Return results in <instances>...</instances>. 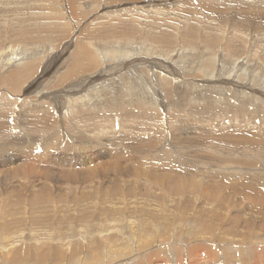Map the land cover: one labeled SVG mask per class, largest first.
I'll return each instance as SVG.
<instances>
[{"label":"bare ground","instance_id":"1","mask_svg":"<svg viewBox=\"0 0 264 264\" xmlns=\"http://www.w3.org/2000/svg\"><path fill=\"white\" fill-rule=\"evenodd\" d=\"M3 1H4L3 3L6 4L5 0ZM170 1H171L170 3H172L173 5L176 4L178 6H182V8L186 6H190L191 8L192 6L191 9H188L189 7L184 9V11H186V13L189 14V16L186 13L184 14L186 17L182 14L181 7L179 9L177 7L174 9H169V8L163 9V8L153 7L150 5V3L143 4V5L135 4V6L134 5L132 6L130 4L129 5L130 8L126 5L127 8H129V10H127L126 7L121 10L126 12V15L128 16L131 12L134 14H137L140 18V21L136 23L137 24L136 27L139 26L138 29L142 30V34L145 35V37L151 40H155L156 42L158 40H161L163 41L161 43H164L166 45V43L168 42L167 38L169 37L167 33H171L170 32L171 29L172 30L174 29L173 31L178 32L179 29L174 27L176 25L177 27L183 29V31H181L182 29L180 30V32L182 33L180 34L179 32L176 38L179 36H183L184 38L179 37L180 40L181 39H184L186 41L189 40V43H194L193 47H195L197 40H200L201 47L196 46L194 50L197 49L195 51L196 56L200 57L201 59L203 58L202 59L203 62L201 65H199L196 68L190 67L189 70H185L184 62L179 61V60L177 61L173 60L172 56L173 55L177 56L178 47L176 48V45L175 47L173 45L174 49L171 50V51H174L175 54L174 53L168 54L169 52L168 53L166 52V56H165L164 50H162L161 48L160 50H162V52L159 49H158L159 51L157 52L154 50V53L156 56L155 55L154 57L152 56L153 59H149V58L144 59L138 55L137 52L139 51H136V48H138V45L136 43L128 47V44L130 41L129 39L123 38L124 41H121L122 39L117 38L119 34H123V33L118 32L116 34V37H114L115 34L112 33L111 31L112 30L118 31L117 28H119V26L116 27L115 25L113 26L112 25L111 26L102 25L100 22H97V24L93 23L94 25L90 26V29L92 28L94 31L96 30V32L102 33V35L106 34L104 35V37L100 34L101 35V37L99 36L100 39H98L99 37H97L98 36L97 35L96 36L97 39L95 41H98V42H95L94 40L91 41L89 39L88 42L80 40L77 42L74 41L76 42L74 43L72 42V38H71L66 43L65 47H70L71 45L75 44L74 46L75 49L73 52L74 55L72 58L74 60L72 61L73 63L70 62L71 66H68L67 69L62 71L63 72L62 76L61 77L59 76L60 81L62 80L67 81V82L70 81L64 88L61 87L62 90L60 91V93L61 95L66 96V100H68L70 103H76L78 105L72 112L69 120H76L80 112L82 111V109H84L83 114L85 115L86 118H88L87 121L83 122L84 136L78 137V139L80 140V145L76 146V149L80 150V149H86L89 147L91 148V150L88 153L84 155L81 154V156L83 157V164H85L86 167L88 163H91V161L95 160V156L98 157L97 155L106 157L107 159L108 158L112 159L111 163L117 167L119 165L120 167L121 165L119 163L123 162L124 164V162L130 159L134 153L135 155L133 157L137 156L138 159L135 162V164L137 165L134 166V164H132L135 169L131 166V168H133L132 170L133 172L130 171V173L132 174L131 175L129 174V175L133 177L132 180L140 181L142 179H146V181H150V182L152 181L151 184L158 186L160 189H164V190L167 189L171 191L173 194L179 195V196H183V195L185 196L186 194H190V193H193L196 197L198 196L197 200L200 201L201 203L198 204L197 206L199 209L198 210L199 216L197 215L196 217L198 220H200V227L203 228L202 231L200 232L197 231V234H196L197 240L199 243L195 245L193 242L192 245L194 244V246H192L191 248H188V247L184 248L183 246H181V248L179 247L180 248L179 254L180 255L185 254L187 255V257H190L192 264L196 263L194 259H192L194 257L197 258L196 256H199V260L202 263L205 261L207 262L210 261L213 263L215 262V264H218V262L219 263L222 262L223 264H264V255L257 253L256 250L254 249V248H257L258 244L262 245L264 242V237H263L264 235V208L263 207L264 206L262 207V205H264V194H262L261 188L258 187L259 185L264 184V176L262 178L263 184H254V183L240 184L242 186L241 189L245 187L250 192L260 193V197L257 200V198L253 197V194H251L250 192H244L242 190V193L244 192L242 197L244 199L245 198L253 199L252 200L253 203L250 204L247 209L245 207V210H248V212L247 211H244L242 213L240 212L241 214L228 213L230 210L235 211V209H232L233 207L231 206L233 201L231 203L229 201L227 202V204L223 207L222 213L220 211H217V209L222 204V202L219 200V196H221V193L220 195H215L214 191H217L218 189H220L221 186L227 188V186L229 187V185L225 182H223L224 184L222 185V182H217L215 178L211 177L212 175L220 176L223 174L226 176L230 175L231 177L235 179H240L242 176L241 174L238 173V171H240L241 168L246 170L249 167L244 168V166L256 163V161L254 163V161L248 160V158H246L247 156L244 153H241L240 151L245 152L247 150H252V151L258 150L260 154H264L263 151L259 150L260 148L264 149V80L256 76V71H255L256 69L264 68V0H186V3L188 4L180 3L182 0H170ZM7 2H9V0ZM114 4H115L114 2L113 4L111 3V5L109 3L110 5L109 7H111ZM0 5H1V2H0ZM105 6H106V3H105ZM99 9H101V6ZM108 10L110 11V9ZM106 15L105 17L108 16ZM109 15L112 16L114 14H109ZM150 15H153L155 19L158 18L157 23H155L156 21L154 22L153 20L148 19ZM102 16H104V14ZM102 16L100 15V17ZM96 17L99 19L98 16ZM88 25H90V22L88 23ZM170 25H172V28L170 27ZM88 31L90 32L91 30H88ZM126 31H129V28ZM82 34H85V33H82ZM126 35L128 36L129 34H126ZM90 38H91V35H90ZM94 38L95 37H93V39ZM61 40L64 41L62 38ZM125 41L126 43H124ZM93 42H95L92 45V47L94 48V51H91L89 49V45H91V43ZM158 44L160 45V43ZM152 45H154V43ZM121 48L125 50L124 53H126L127 57L124 58L125 59L124 61H122L121 63H118L119 65L114 67V69L121 68L120 65L122 67H125L126 65L128 66V64L135 66L136 63H140V64L145 63L148 65L149 69H151L147 71H148V74L151 75L152 82L149 86H147L144 94L142 93V95H138V96L135 95V97H132V98L129 95H131L132 93L133 94L136 93L135 91L129 92L127 90H124L123 88H119V86L112 87L111 89L115 91L114 94L111 95L109 98L107 97V99L103 101L104 103L103 106L106 107V109L108 110V113L100 114V115L91 114L89 110H95V109L97 110L99 106L100 107L102 106L101 104H99L98 106V104L95 103L94 98L92 97L85 98V93L82 94L80 92L86 91V93H90V91H95L99 89V87L101 86V84L98 82L99 77L103 75L105 76L108 74L109 76L112 75L111 72L113 70L111 69L113 68V66L109 67V64L112 62V59L114 58V56H117L118 53L121 52ZM139 49L140 48H138V50ZM182 49L185 50V48H182ZM65 50L64 52H66ZM47 53L45 54L46 56H47ZM24 56L25 55H17L16 52H12L10 55L3 58V62L1 64L2 67L7 68V66L9 65H13L14 70L12 72H6V73H9L11 76H13L11 79V83H13L14 85H11V88L15 87L16 83L21 82L23 78L27 76L28 72L31 71L32 66L31 64H29L30 60H28L29 62L27 61V65H25L24 64L25 59H22ZM59 56L60 54L56 55L55 58L58 59ZM48 59H51V58L49 57ZM120 60L121 59H119V61ZM128 60H131V61L128 62ZM44 61L47 62L46 57ZM216 61H217V64L215 63ZM63 62L61 63L64 64ZM226 62L229 64L228 66L229 68H230V65L232 66V70H230V72H227V73L225 72L226 66L224 67V64ZM21 63L23 64L22 67L20 66ZM48 63H50V60H48ZM101 64H103L105 67L102 69H99L102 67L100 66ZM55 65L57 67L58 64H55ZM65 65H63V67ZM88 65H92V66L89 68L83 69L84 66H88ZM98 66L100 67L97 68ZM47 70H48V67H47ZM44 72L45 71L41 72V76H36L35 81H33L32 83L30 82V84L26 83L25 85H27L28 88L33 86L40 78H42V76L45 77L43 75ZM76 74H78L77 77L75 76ZM17 75L19 76L16 77ZM4 76L0 77V79H3ZM71 78H74V79L72 80ZM212 81H214V83ZM89 86L91 88H89ZM28 88L26 90H28ZM41 94L39 93V95ZM90 94L92 95V93ZM26 105H31V104L26 103ZM5 106L6 105L4 103V99L1 98V94H0V134L3 132H6V133L8 132L9 135H12V137L14 136L13 138L15 137L18 138V139L13 140L12 144L10 145L19 144V141H20L19 135H18L19 130L12 126L13 119L10 118V115L5 114L4 111L1 109L2 107L4 108ZM10 106L12 108L11 110L12 113L15 110H17L18 112L23 111V114L21 117V125H22V130L24 131V135L22 136L24 140L30 139L29 129L32 128L33 130H36V131L40 130L43 126L50 124L48 123L49 119H51V121L54 120L53 110L49 109L50 111L47 112L48 108L46 110H35L34 109L32 110L33 113H32L31 119L32 121L39 120L40 123L32 126L31 125L32 122H30L29 118H28L29 121H26V122L24 119L26 115L25 111H28V108L24 107V105L18 106L17 103L15 102H11ZM20 107H24L26 109L23 110ZM148 109H151L152 111L155 112V118H150L152 115L146 114ZM253 111H256L258 113L256 115L250 114ZM14 114H18V113H14ZM156 118L160 119L159 124L153 123V120ZM119 120H123L126 125H124L123 123L122 124L119 123ZM106 126L110 128H107ZM239 126L243 128H247L251 130L252 132H254L255 134H257V135H245V137L240 138V139L239 137H233V135H231L232 139H237V140H235L233 144H228V143L227 144L231 145L230 147L235 149V153H237V155H239L240 157H243L241 159H230L233 157L232 152L224 151L221 148H218L216 146L218 144V141L214 138H208L206 142H202L201 140V134H205V135L214 134V132H218V131L225 132V131H228L230 128H234V129L240 128ZM142 131H144L143 133L145 134H142ZM3 136H4V139L7 138L5 137L6 136L5 134ZM12 137L10 138L12 139ZM158 137L160 138V142H161V139H163L161 143L158 141ZM0 139H2L1 136H0ZM227 139H230V138H227ZM2 143H5V142H2ZM178 143L180 147L178 146ZM2 147L4 146L2 145ZM6 147L7 146H5L4 149ZM153 147H155V149L158 147L157 150L161 151L162 154L155 155L154 153L156 150H153L152 149ZM168 147L170 148L169 151H165V149ZM225 147L226 146H224V148ZM7 152H8L7 159L9 160V163L11 165H9L7 169H5L4 171L8 170V174L9 175L11 174L12 178L16 177L17 175H20V178L18 180L22 181L23 186L24 184L26 185V182L24 178L22 177L24 174L20 170V168L26 163H33L32 159H34L33 158L34 155H29L28 151H19V150H16L15 148L9 149ZM214 152L220 153L221 155H225L229 159L226 160V159L211 158V157L207 158L205 156L208 153L213 154ZM168 153L175 155L181 161L180 162L181 164L178 161L171 160L170 159L171 154H169V157H168L167 155ZM8 160H6L7 163H8ZM187 161H191V162H187ZM15 162L17 163L20 162V163L16 164ZM193 163H195V165ZM241 164H244V166H242ZM261 165L262 167H264V161H261ZM145 166H148V168L149 169L151 168V170L152 168L164 169V170L161 172V174L160 173L158 174L157 172L156 173L154 172L155 174H152L150 172L151 170L149 171V169H146V171L145 169L143 170ZM168 169H172V170H168ZM178 170H183L186 176H183L184 174H181L180 172L176 173ZM261 170L262 169L259 168V170L257 169L256 172H260ZM89 173L91 176H93L91 169L89 170ZM262 173L264 174L263 171ZM124 174L125 173H123V175ZM118 175L115 174L112 177L108 175L107 178L109 180H114V181L117 180L118 182V180L120 181L121 180L120 178L123 177L122 175L121 177ZM39 182H41V180ZM109 182H110L109 183L110 185L117 184V182L113 184L111 183V181ZM185 182L188 183L189 185H192L193 188L191 187L192 189H190L189 187V189H187V187L184 185ZM217 183H221V185L220 184L218 185ZM23 186H22V189H23ZM116 186H118V184ZM109 187L108 189L113 188V187L112 188H109ZM32 189H31V195L33 197V200H36L38 196L34 194L35 192H32ZM27 191L25 193H27ZM115 192L113 191L112 194H115ZM216 196H218V199H216ZM232 196L234 195L232 194ZM216 200L218 201L216 203V205L219 206L218 208L215 205ZM244 201L248 202L249 200L247 201L246 199ZM242 203L241 205H243ZM110 206L111 208L110 207L109 208L111 210L113 209L112 207H116L113 205H110ZM239 207L236 209H239ZM261 207L263 209H261ZM109 208H106V210H108ZM117 208L119 209V207ZM179 209L181 211L182 216L185 219H188L186 214L188 213V209H190L189 206L186 207L183 204V206L182 205L179 206L177 210ZM242 209L243 208L241 207V210ZM113 211H114L113 213H115L116 210L114 209ZM148 211H150V213L155 212L151 209ZM101 212L103 213V211ZM87 213L90 214L88 211ZM116 213L114 214V216L116 215ZM108 214L109 213L104 214V215L109 216L112 214V211H111V214L109 215ZM122 215L124 216V214ZM201 216H206V217L200 218ZM84 217L82 216L83 218L82 220L86 222L85 221L86 217L85 218ZM80 218L81 217H79L78 220L81 221ZM88 219L89 218L87 217L86 220ZM115 219L113 222H116ZM189 219H191V216ZM112 220L113 219H109L107 217L101 222L104 223V221H106L105 222L106 224L108 222V224L110 223L109 225H111L113 223ZM58 221L59 220H57V222ZM109 221H111L112 223ZM62 222H65V221L63 220ZM123 222L121 221L120 225L115 226L118 228L120 233H122L124 229L125 233H122V235L126 234L127 231H129L128 233L130 232L133 233L132 231L133 229H135L134 231H138L136 230L137 227L134 224V222L130 221L126 225H124ZM93 224L95 225V223ZM113 224L112 226L114 227L116 223L114 225ZM71 225L72 223H70V226ZM154 225H155L154 227L159 226L157 224H154ZM74 226H76V224ZM137 226H138V229H142L143 224H141V222L138 221ZM81 228L82 227H80V229ZM107 229L109 228L106 227L105 230ZM118 230L116 229L115 231H118ZM96 231L97 233H95L93 230H91L88 227L84 231L82 230L81 233L77 232L76 234L72 236L70 235L66 236L68 237V244H73V246H71L72 248H70L69 251L66 246L67 248L66 251L68 253L65 251H62L60 248H57L53 245L51 246V244H50V247L48 246L49 248L47 249L39 250L37 248H34L33 244L35 242L31 241L33 244L30 242L28 243L27 242L28 238L27 240H25V238L23 237L24 235L22 236L21 234L12 236L10 238H5V242H0V247L3 249V254L5 253L6 256L9 253V251H14L10 253L12 254V256L10 257L7 256L8 258L7 261L9 262V264L15 263L14 261L16 262L26 261L27 263H29L31 262V259L33 261L36 260L37 262L43 263L42 261H44L45 258L49 257V259L55 260V259L61 258L62 256L67 259L68 258L72 259L74 256H76V260L72 261L73 264H75L76 262L78 264H82L83 262H87V261H90V263L87 262V264H95L93 262L97 260L89 256L88 250L84 249L80 252L78 251V244L76 241H77V238L79 237L83 241H89L88 239H93V237L96 238L95 235L103 236L102 230L96 229ZM149 231L154 232V230H149ZM257 231H260V232H257ZM55 232L57 233V231ZM104 233L106 234V232ZM108 233H110V231ZM114 233L116 234V232ZM148 233L149 232H147V234ZM154 233H153V236L149 237L150 239L146 235L144 237V234H143L140 240L137 238L138 239L137 241L135 240V236L132 237V235L130 234L129 240L131 242H134L135 245L133 246L132 244L134 243L130 244L129 242V244L131 245V246L128 245L129 251L132 253H135L134 251L137 248V247L135 248L136 244L138 246L140 245L144 246V245H149L150 243L152 244V242L154 243L155 239H157L156 236H154ZM182 233L184 234L183 230H182ZM60 234H62V231ZM150 235L148 234V236ZM184 235H187V236L183 238H179L181 239L180 241L181 244H184L187 240H190L192 236H194L192 235V233H189V232L188 234H184ZM54 237L48 236V238L51 241H55L57 239V241L59 240L58 242L60 241L61 243L64 242L63 239L65 237L63 236L61 237L59 235L56 237V239ZM117 237L118 236L116 234V237L114 239H116ZM158 239L160 240V238ZM34 240L37 242V239L34 238ZM193 240L195 239L193 238ZM253 240H255V244L257 245L252 246L250 244V242ZM96 241L95 243H98ZM22 242L25 243L24 245H26L24 246L23 249L22 247H19V245ZM58 242L57 244H60ZM110 242H111V238L109 237L108 242H107L108 245L106 244L107 246L106 248H104V251H103L104 252L103 257L106 260L104 261L103 259L102 263H105V264L109 261H112L116 257H119L122 255V253L120 252L118 253L119 248L120 250H122L121 248L127 247L125 246V244L127 243L119 241L118 243L119 246L115 248V246L113 247V245ZM38 243L39 242H37V247L39 246ZM92 243L90 242L91 245ZM204 243L206 244L208 243V245L210 243V244H213V246L212 245L206 246L204 245ZM248 243L250 244L251 250L247 249ZM83 246L84 245H82V248ZM158 247H159V244H158ZM239 247L241 248L239 249ZM233 248L236 249L235 252H231ZM89 249H90V246H89ZM129 251L127 252L126 255H129ZM175 251L176 250H174L172 247L170 248L163 247L161 250V253H164L165 255L168 256L167 259L169 262H171V264H180L178 261L179 258L176 256ZM22 252H23V257H21ZM39 252L40 254H38ZM148 252L146 253L149 254ZM1 253H2V250H1ZM114 253L116 255H114ZM243 253L246 254V258L242 256ZM151 254L152 255L149 254L150 257H148L146 254L145 256H140L139 257L140 264H151L152 262L150 261L153 260V259L151 260V257H155L154 255H157V252L156 254H154V252L151 251ZM79 255L81 256L79 257ZM238 255L243 257L245 259L243 260L246 262L244 263L241 260H238ZM129 256H127L124 260L120 261V263L118 262L115 264H138L139 263V262L137 263V261L136 262L134 261V258H133L135 257L134 254L133 256H131L133 259L130 258ZM80 258H82L81 261H79ZM168 261L164 260L162 263L166 264V262ZM64 262L65 261L62 260V263ZM48 264H53V263L49 262Z\"/></svg>","mask_w":264,"mask_h":264},{"label":"rangeland","instance_id":"2","mask_svg":"<svg viewBox=\"0 0 264 264\" xmlns=\"http://www.w3.org/2000/svg\"><path fill=\"white\" fill-rule=\"evenodd\" d=\"M7 1L5 0L6 4L3 3L4 2L3 0L0 1L1 2V5H0V60H2V61H0V77H3L6 72H12L14 70L13 65H9V66H7V68L1 66V64L3 62V58L10 55L12 52H16L17 55H25L22 58V59H25L24 64L27 65V61L30 60V62L29 61L28 62H29V64H31L32 68H31V71L28 72L27 76H25L21 82L17 81L18 83H16L15 87H13V88H11V85H14L13 83H11V79L13 76H11L9 73H6L4 78L0 79V94H1V98L4 99V103L6 105L4 108L2 107L1 109L4 111L5 114L10 115V118L13 119L12 126L19 130L18 135H19V139H20L19 144L10 145V144H12L13 140L18 139V138L17 137L13 138L14 136L12 137V135H9L8 132L7 133L3 132L0 134V136L2 138V139H0L1 140L0 141V144H1L0 145V224H1L0 225L1 226L0 227V242H5V238H10L12 236H16L18 234H21L22 236L24 235L23 237L25 238V240H27V238H28V240H27L28 243L29 242L30 243L35 242L34 243L35 245L32 243L33 247L37 248L39 250L47 249L50 247V244H51V246L53 245L57 248H60L62 251L67 252L66 251L67 248L69 251L70 248H72L71 246H73V244H68V237H66V236H68V235L72 236V235L76 234L77 232L81 233L82 230L84 231L85 229H87L89 227L95 233H97L96 229L102 230L103 236L95 235L96 238L93 237V239H88L91 243L92 242L94 243V244L92 243V245L90 244L89 241H83L80 237H79L80 239L77 238L76 242L78 244V251L80 252L84 249L88 250L89 256L93 257L94 259L97 260V261L93 262L95 264H105V263H102L103 259H104V261L106 260L103 257V254H104L103 251H104V248H106V246L108 245L107 242H108L109 237L111 238L110 243L113 245V247L115 246V248H117L119 246V244H118L119 241L127 243V244H125V246H127V247L121 248L122 250H120V248H119L118 253L120 252V253H122V255L119 257H116L112 261H109V259H108L109 262H107L106 264H108V263L109 264H115L118 262L120 263V261L124 260L129 255H130L129 257L132 258L131 256H133V254L135 256V257H133L134 261L135 262L137 261V263H138L140 256H145V254H146L148 257H150V255H152L151 251L154 252V254H156V252H157L158 256L154 255L155 257H151V260L152 259L153 260L152 261L149 260V261L152 262L153 264L154 263L155 264H160V263L163 264L162 262L164 260L168 261V259H167L168 256L165 255L164 253H161V250L163 247L164 248L172 247L174 250H176L175 254L179 258V259L178 258L177 259H178L180 264H192L190 257H187V255H185V254L180 255L179 252H180L181 246H183L184 248H187V247L191 248L192 246H194V244L196 245L199 243L197 240L196 234H197V231L200 232V231H202L203 228L200 227V220H198L196 217L199 214V211H198L199 209L197 206H198V204L201 203L200 201L197 200L198 196L196 197L193 193L186 194L185 196L184 195L179 196V195L173 194L171 191H169L167 189L166 190L160 189L158 186L151 184L152 181L151 182L146 181V179H142L140 181L132 180L133 177L130 176L132 174V173H130V171L133 172L132 170H133L134 166L137 165V164H135V162L138 159L137 156L133 157L135 155L134 153L130 159H128L127 161L124 162L125 165L123 164V162H120L119 163L121 165L120 167L118 164H117L118 167L113 165L111 163L112 159H109V158L107 159L106 157H102L99 155H97L98 157L95 156V160L91 161V163H88V165L86 167L85 164H83V157L81 156V154L84 155V154L88 153L91 150V148L89 147L86 149L77 150L76 146L80 145V140L78 139V137L84 136L83 122L87 121L88 118L85 117V115L83 114L84 109H82V111L80 112V114L76 120H69L72 112L74 111V109L78 105L76 103H70L68 100H66V96H63L60 93L62 88H64L70 81L67 82V81H63V80L60 81L59 80V78L62 76V73H63L62 71L67 69L68 66H71V63H73L72 61L74 60L72 58L74 55L73 52L75 49V47H74L75 44L72 43L73 45H71L70 47H65L66 43L71 38H72V42H74V41L77 42L80 40L88 42L89 39L91 41L92 40L95 41L97 39L96 38L97 35H98L97 37H99V36L101 37L102 33L96 32V30L94 31L92 28L90 29V26L94 25L93 23L97 24V22H100L102 25H107V26H111V25L112 26L115 25L116 27L119 26V28H117L118 31H116V30L111 31L112 33L115 34L114 37H116V34L118 32L123 33V34H119L117 38L122 39L121 41H124L125 38L129 39L130 41H129L128 47H130L132 44L136 43L138 45V48H140L139 50H138V48H136V51H139V52H137L138 55L144 59H148V58L153 59V57L155 55L154 50L157 52L161 48H162V50H164L165 56H166V52L167 53L169 52L168 54H171V53L175 54V52L171 51V50H173L175 45H176V48L178 47L177 56L173 55L174 56V57L172 56L173 60H176V61L179 60V61L184 62L185 70H189L190 67H195V68L198 67L199 65L202 64L203 58L201 59L200 57L196 56L195 51L197 49L194 50V48H196V46L201 47L200 40H197L195 47H193L194 43H189V40H187V41L184 39L180 40L179 37L184 38L183 36H179L176 38V36L178 35V33L180 32V30L182 28L177 27V25L174 26L177 29H179L177 32V31H173L174 29L172 30L171 29L172 25H170V27H171L170 32L171 33H167L169 36L167 38L168 42L166 43V45L168 46L167 47L164 43H161L163 41L158 40L156 42L155 40H151L142 34V30L138 29L139 26L136 27V25H137L136 23L140 21V18L137 14H134L131 12L128 16V15H126V12L121 10L125 7L127 8V6L129 7L130 4L132 6L133 5L135 6V4L136 5H140V4L143 5V4L150 3V5L153 7L163 8V9L164 8L165 9H168V8L174 9L176 7L179 9L181 7L182 14L184 15L186 13V11H184V9H186L188 7H189L188 9H191L192 6L190 8V6L185 5L186 7L182 8V6H178L176 4L173 5L172 3H170L171 2L170 0H133V1L132 0H123V1L122 0L121 1L120 0H118V1L117 0H64V1L63 0H9V2H7ZM101 1H103V2H101ZM138 1H140V2H138ZM113 2L115 4L112 5L111 7H109L111 5V3L113 4ZM105 3H106V6H105ZM109 3H110V5H109ZM180 3L188 4V3H186V0H182ZM5 5H7V6H5ZM100 6H101V9H99ZM129 8H127V10H129ZM108 9H110V11ZM85 10H87V11H85ZM101 12H102V14H101ZM105 12H107V13H105ZM103 14H104V16H102ZM109 14H114V15L110 16ZM186 14L189 16L188 13H186ZM100 15L102 17H100ZM105 15L107 17H105ZM96 16H98L99 19ZM70 17H72V18H70ZM92 17H94V18H92ZM95 18H97V19H95ZM107 18H109L110 20ZM86 19H87V21H86ZM94 19H95V21L96 20H98V21L95 22ZM115 19L116 20L118 19V20L116 21ZM148 19L153 20L154 22L156 21L155 23H157V21H158V18L155 19V17L153 15H150V17ZM136 20H138V21H136ZM85 21H86V23H85ZM89 22H90V25H88ZM84 25H86V26H84ZM128 28H129V31H126ZM135 29H136V31H135ZM88 30H91L92 32L91 31L89 32ZM181 31H183V29ZM82 33H85V34H82ZM136 33H138L139 35ZM181 33L182 32H180V34ZM89 34L91 35V38H90ZM126 34H129V35L127 36ZM104 35H106V34H103L102 36L104 37ZM93 37H95V38L93 39ZM100 37L98 39H100ZM127 37H129V38H127ZM61 38L64 41H62ZM76 42H74V43H76ZM95 42H98V41H95ZM95 42H93V43H91V45H89V49L91 51H94V48L92 47V45ZM145 42H146V44H145ZM124 43H126V41ZM153 43H154V45H152ZM158 43H160V45ZM149 44H151V45H149ZM173 45H174V47H173ZM51 46H52V48H51ZM169 46H170V48H169ZM171 47H173V48H171ZM182 48H185V50H183ZM2 50H4V51H2ZM64 50L66 52H64ZM146 50H148V51H146ZM162 50H160V51L162 52ZM45 52L46 53L49 52V53H47V56L45 55L46 54ZM124 52H125V50L121 48V52L118 53V55H120V56H118V55L114 56V58L112 59V62L109 64V67L113 66V68L111 69L114 71V72L113 71L111 72L112 75L109 76V74H108V75H105L107 77H105L104 75L99 77L98 82L101 84V86L99 87L98 90L90 91V93H92V95L90 93H86V91L80 92L82 94L85 93V98H91V97L94 98L95 103H97L98 106H99V104H101L102 107L99 106V108L97 110L96 109L95 110H89V112L91 114L100 115V114H107L108 113V110L106 109V107L103 106V104H104L103 101L106 100L107 97L109 98L111 95L114 94L115 91L113 89H111L112 87H116V86L118 87L119 86V88H123L124 90H127L129 92L135 91L136 93H134V94L132 93L131 95H129L132 98V97H135V95L138 96V95H142V93L144 94L147 86H149L151 84V82H152L151 81V75H149L148 71H147V70H151V69H149L148 65L145 63L144 64L143 63H141V64L136 63L135 66L128 64V66L126 65L125 67H122L120 65L121 68H117L120 71H118L116 68L114 69V67L119 65L118 63H121L122 61L125 60L124 58L127 57L126 53H124ZM152 52H153V54H152ZM179 52L181 53V55ZM1 54H2V56H1ZM58 54H60V56L58 59H56L55 56ZM48 55L51 59H48L49 58ZM45 57L47 59V62L44 61ZM53 59H55V60H53ZM62 59L64 62L62 61ZM119 59H121V60L119 61ZM181 59H183V60H181ZM48 60H50V63H48ZM130 61L131 60H128V62H130ZM61 62H63L64 64H62ZM215 63L217 64V61ZM55 64H58L57 67ZM138 64H140V65H138ZM22 65L23 64L21 63L20 66L22 67ZM60 65H61V67H60ZM63 65H65L67 67H65V66L63 67ZM91 66L92 65L84 66L83 69L89 68ZM100 66H102V67L99 68ZM100 66H98L97 68L102 69L105 67L103 64H101ZM225 66H226V68H225L226 73L230 72V70H232V66L230 65V68H229L228 67L229 64L227 62L224 64V67ZM47 67H48V70H47ZM61 68H63V69H61ZM227 68H229V69H227ZM43 71H45L43 73V75L45 77L42 76V78H40L30 88H28V86L25 85L26 83L30 84V82L32 83L33 81H35L36 76H41V72H43ZM255 71H256V76H258L264 80V68L263 69H256ZM77 75L78 74H76L75 76L77 77ZM18 76L19 75H17L16 77H18ZM126 76H127V78H126ZM71 79L73 80L74 78H71ZM111 81H112V83H111ZM212 82L214 83V81H212ZM115 84H117V85H115ZM27 88H28V90H26ZM89 88H91V87L89 86ZM141 89H142V91H141ZM111 92H112V94H111ZM39 93L40 94L42 93V94L39 95ZM97 93H98V95H97ZM219 96H221V95H219ZM216 97H218V96H216ZM11 102L17 103L18 106L24 105V107L28 108V111H25L26 115H25L24 119H25V122L30 120V122H32V124H31L32 126L40 123L39 120L38 121H32V119H31L32 118L31 116L33 113L32 110H34V109L35 110H46L48 108L47 112H49L50 110H53L54 111V114H53L54 120L51 121V119H49L48 123H50V124L43 126L40 130L36 131V130H33L32 128L29 129L30 139L24 140V138L22 137L24 135V131L22 130V125H21V117H22L23 111L18 112L17 110H15L12 113L11 112L12 108L10 106ZM26 103L31 104V105H26ZM24 107H20V108L24 110V109H26ZM83 108H84V106H83ZM14 113H18V114H14ZM257 113L258 112L253 111L250 114L256 115ZM146 114H151L152 116L150 118H155V112L152 111L151 109H148ZM26 117H27V119H26ZM28 118H29V120H28ZM119 123H121V124L123 123L124 125H126L123 120H119ZM153 123L159 124L160 119L159 118L154 119ZM161 124H162V122H161ZM239 127L240 128H237V129L230 128L228 131H225V132L218 131V132H214V134H207V135L201 134V140H202V142H206V140L208 138H214L218 141V144L216 145L218 148H221L224 151H231L232 152L233 157L230 159H241L243 157H240L239 155H237V153H235V149L231 148L230 147L231 145H228V144H233V142L235 140H237V139H232L231 135H233V137H239V139H240V138L245 137V135H257V134H255L254 132H252L251 130H249L247 128H243L241 126H239ZM107 128H110V127H107ZM143 132L144 131H142V134H145ZM4 134L6 135L5 137H7V138L9 137V138L4 139V136H3ZM10 137H12V139ZM227 138H230V139H227ZM158 141L160 142L159 137H158ZM162 141H163V139H161V142ZM2 142H5V143H2ZM2 145L4 147L7 146L6 148L8 150L15 148L16 150H19V151H28L29 155H34V157H33L34 159H32L33 163H26L25 165H23L20 168V170L24 174L22 177L24 178L26 185L24 184V186H23L22 181L18 180L20 178V175H17L16 177L12 178L11 177L12 175L8 174V170L4 171L11 164L9 163V160L7 159L8 158V155H7L8 150L5 148L7 150L6 151L4 149V147H2ZM21 145H22V147H21ZM178 146H179V143H178ZM224 146H226V147L224 148ZM19 147H21L22 149ZM158 147L156 149H155V147L152 148L153 150H156L154 153L155 155H161L162 154L161 151L157 150ZM169 149L170 148L168 147L165 149V151H169ZM259 150L264 152L263 148H260ZM240 152L244 153L247 156L246 158H248V160H252V161H254V163L256 161V163H255L256 165L255 164H251V165L246 164L247 166H244L245 163L241 164L242 166H244V168H247V167H249V168H247L246 170L241 168V170L238 171V173L241 174V176H242L240 179H235V178L231 177L230 175L226 176L223 174L220 176H216V175L211 176L212 178H215L217 182H222V185L224 184L223 182H225L229 185V187L227 186V188L221 186L220 189H218L217 191H214L215 195H220V193H221V196H219V200L222 202L221 206L219 207L218 205H216V203L218 202L217 200L215 202V205L217 206V208L218 207L220 208V210L218 208L217 211H220L221 213L223 212V207L227 204L228 201L230 203L232 201L234 202V204L232 202L231 206L233 208L232 207L231 208L235 209V211L230 210L231 212L229 211L228 213H232V214L233 213L234 214L239 213V214H241L244 211L248 212V210H245V207L247 209L249 207V205L253 203V201H252L253 199H251V198H249V199L245 198L244 199L242 197L244 192H250V191L248 189H246L245 187H243L241 189L242 186L240 184H242V183L243 184L244 183L263 184L262 178H263L264 174L262 173V171L264 172V167H262L261 161H264V154H260L258 152V150L257 151L247 150L245 152H243V151H240ZM169 154H171V153L167 154L168 157H169ZM205 156L207 158L211 157V158H220V159H226V160L229 159L227 156L221 155L220 153H216V152H214L213 154L208 153ZM37 157H39V158H37ZM80 157H82V158H80ZM37 159H39V160H37ZM170 159L173 161L174 160L178 161L179 163L181 162L175 155H172V154L170 155ZM6 160H8V163ZM187 162H191V161H187ZM15 163L19 164L20 162H18V163L15 162ZM132 164H134V166ZM193 164L195 165V163H193ZM131 166L133 168H131ZM259 168L262 170L260 172H256V170L257 169L259 170ZM90 169L92 170L93 176H91L89 173ZM144 169L146 171V169H149V168H148V166H145L143 168V170ZM150 170H151V168L149 169V171ZM163 170L164 169L152 168V170L150 172L152 174H155L156 172L158 174L159 173L161 174V172ZM168 170H172V169H168ZM183 170H178L176 173L180 172L181 174H184L183 176H186L185 173L183 172ZM122 172L125 174L123 175ZM115 174H117V175L119 174L118 176H120V177H121V175L123 176L120 178L121 179L120 181L118 180V182H117V180L114 181V180H109L107 178L108 175L110 177H112ZM40 180L42 183L39 182ZM109 181H111L112 184L117 182L118 186H116L117 184H115V185L113 184L114 185V187H113V185L109 184L110 183ZM217 184L221 185V183H217ZM184 185L187 187V189H189V187H190V189L193 188L192 185H189L186 182L184 183ZM22 186H23V189H22ZM37 187L39 189L42 187L40 189L41 192L39 191V189ZM108 187L109 188L113 187V188L108 189ZM116 187H117V189H116ZM258 187L261 188V190H262L261 192H262V194H264L263 193L264 184L259 185ZM114 188H115V190H114ZM31 189H32V192H35L34 194L38 196L36 198V200H33V197L31 195ZM25 190L26 191L28 190L27 193H25L26 192ZM118 190H120V191H118ZM242 190L244 191L243 193H242ZM113 191L114 192L116 191L115 194H112ZM128 191H129V193H128ZM43 193H44V195H43ZM250 193L253 194V197L257 198V200L260 197V193H254V192H250ZM232 194L234 196H232ZM223 197H224V199H223ZM216 199H218V196H216ZM243 199L244 200L247 199V201L248 200L249 201L246 202ZM236 200L238 201L239 204L237 203ZM242 202H244V203H242ZM241 203L243 205H241ZM108 204L116 206V207H112L113 209L111 210L110 209L111 206ZM183 204L186 207L189 206V208H190V209H188V213L186 214L188 219H185L182 216L180 209L177 210L179 208V206H181V205L183 206ZM239 205H240V207H239ZM263 206L264 205H262V207ZM117 207H119V209ZM238 207H239V209H236ZM241 207L243 208L242 210H241ZM262 207H261V209L264 208V207L263 208ZM106 208H109V209L106 210ZM116 208L120 211H118ZM114 209L116 210L115 213L117 212L115 216H114L115 213H113ZM150 209L155 211V212H153L154 214L152 212L150 213V211H148ZM110 210L112 211V214H111ZM87 211L90 214H88ZM101 211H103V213ZM107 213H109L111 215H109V214H108L109 216L104 215ZM79 214H80V216H79ZM83 214L85 215V217L87 215V217L89 218L88 220L90 222L88 220H86L87 217L85 218ZM119 214H120V216H119ZM122 214H124V216ZM64 215H66V216H64ZM74 215H76V216L78 215L77 216L78 218L81 217L80 218L81 221L78 220V218ZM71 216L74 218L75 222ZM82 216L85 218L86 222H84V220H82L83 219ZM106 216L109 219H113L112 222L116 218L115 219L116 222H113L114 224L116 223L115 225L111 221H109L114 225V227L112 226V224L109 225L110 223L108 224V222H107V224H108L107 225L105 223L106 221H104V223L101 222L102 220L107 218ZM190 216H191V219H189ZM97 217H99V218H97ZM204 217H206V216H201L200 218H204ZM69 218H71L73 220V222ZM65 219L67 221L69 219V221H68L69 223ZM98 219H99V221H98ZM57 220H59V221L57 222ZM63 220L65 222H62ZM121 221L122 222L124 221L123 222L124 225H126L130 221L134 222V224L137 227V228L136 227L135 228L138 231H134L135 229H133L132 231L134 234L131 232L128 233L129 231H127L126 234L122 235V233H125L124 229H123V232L120 233L118 228L115 227L116 225L117 226L120 225ZM138 221H140L141 224H143L142 229H138V226H137ZM193 221H195V222H193ZM88 222H89V224H88ZM152 222L154 224L159 225V226L154 227L155 225ZM70 223H72L71 226H70ZM74 223L76 224V226H74L75 225ZM93 223H95V225ZM92 224H93V226H92ZM58 225H60V226H58ZM84 226L87 228H85ZM105 226L108 227L109 229L105 230L106 229ZM62 227H63V229H62ZM76 227H77V229H76ZM80 227H82L81 228L82 230L80 229ZM98 228H100V229H98ZM116 229L118 231H115ZM149 230H154V232H156V233H154L153 231H149ZM182 230L184 231V234H188V232H189V233H192V235H194L190 239L191 242H190V240H187L184 244L180 243L181 239H179V238H183V237L187 236V235H184L182 233ZM55 231H57V233ZM61 231H62V234H60ZM109 231H110V233H108ZM104 232H106V234ZM114 232H116V234L118 236L116 239H114L116 237V234ZM147 232H149L148 234L149 235L151 234V235L148 236ZM152 232L154 233V236H156V238H157V239H155L154 243L152 242V244L150 243L149 245H144V246L140 245V244H139L140 246H138L136 244L135 248L136 247L137 248L134 251L135 253H132L129 251V246H131L130 244L134 243V242H131L129 240L130 234L132 235V237L135 236V240L137 241L138 239L140 240V238L143 236V234H144V237L146 235L148 238L153 236ZM257 232H260V231H257ZM118 233H120V234H118ZM139 233H141V234H139ZM57 234L61 237L62 236L65 237L63 239L64 242L62 241L64 244L61 243V241L58 242L59 240L57 241V239H56V237L58 236ZM257 234H259V233H257ZM47 235L52 236V237L55 236L54 238L56 240L54 239L55 241H51ZM105 236H107V237H105ZM263 237H264V235H263ZM34 238L37 239V242H39L38 247H37V242L34 240ZM39 238H40V240H39ZM158 238H160V240ZM175 238H177V239H175ZM193 238L197 241L193 240ZM96 239H97V241H96ZM161 239H163V240H161ZM104 240H105V242H104ZM82 241H83V243H82ZM95 241L98 243H95ZM99 241H100V243H99ZM57 242L60 244H57ZM85 242H86V244H85ZM129 242H130V244H129ZM193 242H194V244L192 245ZM24 244L25 243L22 242L19 245V247H22V249H23L24 246H26ZM154 244H156V245H154ZM158 244H159V247L161 245L160 249L158 247ZM164 244H166V245H164ZM250 244L252 246L257 245V244H255V240L251 241ZM250 244L249 243L247 244V246H248L247 249H250ZM60 245H62V246H60ZM82 245H84L83 248H82ZM132 245L134 246L135 243ZM204 245H206V246L212 245L213 246V244H210V243H209V245H208V243L207 244L204 243ZM66 246H67V248H66ZM89 246H90V249H89ZM147 247H149V248H147ZM92 248H93V250H92ZM99 248H101V249H99ZM240 248L241 247H239V249ZM254 249L256 250L257 253L264 255V242L262 245L258 244L257 248H254ZM1 250H2V253H1ZM235 250L236 249L233 248L231 250V252H235ZM128 251H129V255H126ZM141 251H142V253H141ZM144 251H145V253H144ZM148 251H150V252H148ZM252 251H254V250H252ZM12 252H14V251H9L7 256L8 257L12 256V254H10ZM146 252H148L150 255L147 254ZM217 252H218V250H217ZM2 254H3V249L0 247V264H9V262L7 261L8 258L6 256V254L5 253L3 255ZM38 254H40V252ZM114 255H116V254L114 253ZM80 256L81 255H79V257ZM242 256L244 258H246L245 253H243ZM21 257H23V252L21 253ZM196 257L197 258H195V257L192 258L196 262V263L194 262L195 264H197V263L198 264H215V262L213 263L210 261H208V262L205 261L202 263L199 260V256H196ZM243 257L238 255V260H241L242 262L245 263L246 261H244L245 259ZM63 258L64 257L62 256L59 259L51 260L48 257V258H45L44 261H42L43 263L37 262L36 260L33 261L32 259H31V262H29V263H27L26 261L25 262L14 261L15 263H13V264H21V263H23V264H48L49 262H52L53 264H60V263H62V260L65 261L62 264H73L72 261L76 260V256H74L72 259L71 258H68V259L64 258L65 259L64 260ZM117 258H118V260H117ZM154 258H156L157 260ZM161 258H163V259H161ZM81 260H82V258H80L79 261H81ZM183 260H185V261H183ZM35 261H36V263H35ZM87 262L90 263V261H87ZM87 262H83L82 264H87ZM220 263L223 264L222 262H220ZM220 263L218 262V264H220ZM138 264H140V262ZM166 264H171V262L168 261V262H166Z\"/></svg>","mask_w":264,"mask_h":264}]
</instances>
